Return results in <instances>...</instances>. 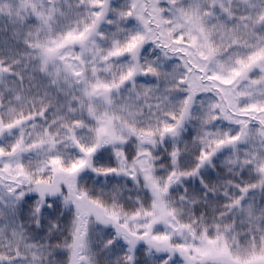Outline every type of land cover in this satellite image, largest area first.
<instances>
[{
	"label": "snow or ice",
	"instance_id": "obj_1",
	"mask_svg": "<svg viewBox=\"0 0 264 264\" xmlns=\"http://www.w3.org/2000/svg\"><path fill=\"white\" fill-rule=\"evenodd\" d=\"M0 264H264V0H0Z\"/></svg>",
	"mask_w": 264,
	"mask_h": 264
}]
</instances>
